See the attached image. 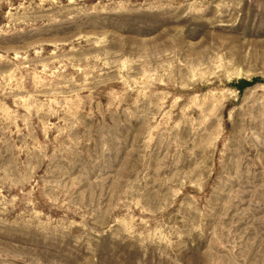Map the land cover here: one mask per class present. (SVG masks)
Here are the masks:
<instances>
[{
    "label": "rangeland",
    "instance_id": "obj_1",
    "mask_svg": "<svg viewBox=\"0 0 264 264\" xmlns=\"http://www.w3.org/2000/svg\"><path fill=\"white\" fill-rule=\"evenodd\" d=\"M0 264H264V0H0Z\"/></svg>",
    "mask_w": 264,
    "mask_h": 264
},
{
    "label": "trees",
    "instance_id": "obj_2",
    "mask_svg": "<svg viewBox=\"0 0 264 264\" xmlns=\"http://www.w3.org/2000/svg\"><path fill=\"white\" fill-rule=\"evenodd\" d=\"M254 82H248V81L243 80V81L238 82L236 84V87L238 88L239 91H242L246 88L253 86Z\"/></svg>",
    "mask_w": 264,
    "mask_h": 264
}]
</instances>
